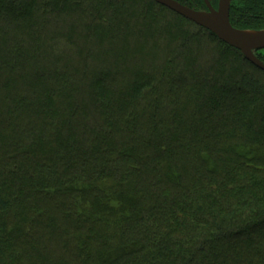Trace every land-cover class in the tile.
I'll use <instances>...</instances> for the list:
<instances>
[{
	"label": "trees",
	"instance_id": "obj_1",
	"mask_svg": "<svg viewBox=\"0 0 264 264\" xmlns=\"http://www.w3.org/2000/svg\"><path fill=\"white\" fill-rule=\"evenodd\" d=\"M0 264H264V71L153 0H0Z\"/></svg>",
	"mask_w": 264,
	"mask_h": 264
},
{
	"label": "water",
	"instance_id": "obj_2",
	"mask_svg": "<svg viewBox=\"0 0 264 264\" xmlns=\"http://www.w3.org/2000/svg\"><path fill=\"white\" fill-rule=\"evenodd\" d=\"M153 1L209 30L222 42L241 51L250 63L264 71V62L255 54V51L264 49V29L233 27L229 21L231 0H217L216 7L209 0H203L205 9H193L176 0Z\"/></svg>",
	"mask_w": 264,
	"mask_h": 264
},
{
	"label": "rangeland",
	"instance_id": "obj_3",
	"mask_svg": "<svg viewBox=\"0 0 264 264\" xmlns=\"http://www.w3.org/2000/svg\"><path fill=\"white\" fill-rule=\"evenodd\" d=\"M260 54L264 56V50H262V51L260 52Z\"/></svg>",
	"mask_w": 264,
	"mask_h": 264
}]
</instances>
